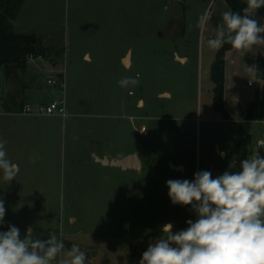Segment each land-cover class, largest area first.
<instances>
[{
	"label": "rangeland",
	"instance_id": "374dc122",
	"mask_svg": "<svg viewBox=\"0 0 264 264\" xmlns=\"http://www.w3.org/2000/svg\"><path fill=\"white\" fill-rule=\"evenodd\" d=\"M225 9V0H24L15 31L38 35L53 52L30 58L16 76L2 72L0 96L21 91L18 100L24 95L38 109L49 89L58 95L48 78L60 74L71 115L7 112L0 97V140L19 166L12 181L0 171V231L13 225L23 237L32 226L40 239L53 231L65 245L53 264L68 259L72 243L85 247V264H139L164 224L175 232L195 221L191 206L171 203L166 182L191 181L201 170L215 178L264 139V122L245 118L258 82L246 66L255 63L257 47L264 55V45L254 46L251 59L225 62L227 115L215 104L218 51L207 40ZM205 13L211 19L202 31L197 21ZM124 79L129 83L121 85ZM92 151L137 152L142 168L103 165Z\"/></svg>",
	"mask_w": 264,
	"mask_h": 264
},
{
	"label": "clouds",
	"instance_id": "9594fccd",
	"mask_svg": "<svg viewBox=\"0 0 264 264\" xmlns=\"http://www.w3.org/2000/svg\"><path fill=\"white\" fill-rule=\"evenodd\" d=\"M243 14L232 10L222 14L215 37L207 40L213 50L225 44L238 51L264 45V24L254 18L252 10L264 7V0H246ZM201 15L197 27L202 31L210 21ZM254 73L256 67H248ZM121 85L129 83L121 80ZM135 83V81H132ZM6 141L0 140V171L3 179L12 181L19 166L7 157ZM264 139H258L250 156L239 161L233 158L227 170L213 178L201 170L194 178L168 180V196L173 205L191 206L195 221L188 219L187 227L173 231V224L161 227L158 238L150 241L139 264H264ZM227 153L222 151L220 156ZM6 209L0 198V226ZM64 242L51 233L47 240L36 236L33 227L24 236L13 225L0 231V264H53L64 255ZM58 264H85L86 252L73 244Z\"/></svg>",
	"mask_w": 264,
	"mask_h": 264
},
{
	"label": "trees",
	"instance_id": "16d2710c",
	"mask_svg": "<svg viewBox=\"0 0 264 264\" xmlns=\"http://www.w3.org/2000/svg\"><path fill=\"white\" fill-rule=\"evenodd\" d=\"M234 12L243 14L247 7L246 0H226ZM24 0H0V87L2 72L6 78L16 76L18 70L26 68L31 55L47 56L53 52V47L45 46L41 37L34 33H19L14 29V21ZM232 49L225 44L216 54V59L211 69V79L215 84L216 107L224 115L227 111L223 107L225 87V62L227 52ZM256 74L258 79H264V55L259 53L256 60ZM21 91H17L2 98V105L7 112H24L23 99L18 100ZM263 100L253 99L246 108L245 118L248 120L262 117Z\"/></svg>",
	"mask_w": 264,
	"mask_h": 264
},
{
	"label": "built area",
	"instance_id": "2783aa9c",
	"mask_svg": "<svg viewBox=\"0 0 264 264\" xmlns=\"http://www.w3.org/2000/svg\"><path fill=\"white\" fill-rule=\"evenodd\" d=\"M35 57L43 58L42 55H38V56L31 55L29 59ZM48 82L57 86L58 95L52 98L49 102L39 105L38 109H33V107L29 103H26L23 107L24 112H28V113L35 112L37 114H45V115L59 114L63 117L68 116L67 99H66V81L64 76L57 74V79H55L54 76L51 74L50 77L48 78ZM258 82L260 83V98L263 100V106H262L263 115L262 117L251 119L250 121L264 122V79H258ZM248 84L253 85V82L249 80ZM143 131L146 132L144 128L142 129V132Z\"/></svg>",
	"mask_w": 264,
	"mask_h": 264
},
{
	"label": "water",
	"instance_id": "95a60500",
	"mask_svg": "<svg viewBox=\"0 0 264 264\" xmlns=\"http://www.w3.org/2000/svg\"><path fill=\"white\" fill-rule=\"evenodd\" d=\"M177 58L180 60H184V57H180L178 55H177ZM123 62L126 65L129 64V54L124 58ZM254 98L255 99L260 98V83L259 82L255 89ZM94 157L98 162L102 163L103 165L119 167L123 170H139L142 168V159L139 156V154L136 152L128 153L122 157H110V156L99 157L97 154H94ZM170 164L173 168H176V169L182 168V165H175L173 162H171ZM51 233H53V231L47 232L42 238V240H47L50 237ZM73 244L79 245L81 249L85 250L84 246H81L80 244H77V243H72L71 247L73 246Z\"/></svg>",
	"mask_w": 264,
	"mask_h": 264
},
{
	"label": "crops",
	"instance_id": "0c3cea01",
	"mask_svg": "<svg viewBox=\"0 0 264 264\" xmlns=\"http://www.w3.org/2000/svg\"><path fill=\"white\" fill-rule=\"evenodd\" d=\"M226 1V0H225ZM228 10H231V8H230V6H229V4L227 3V1H226V9H225V11H228ZM252 15H253V17L254 18H256V19H258V21L261 23V24H264V7H261V8H259V9H256V10H252V13H251ZM262 35H264V34H262ZM45 46H46V44H44ZM254 48V46L250 49V50H244V51H238V50H235V49H230L228 52H227V57H226V63H228L229 62V60H230V58L232 57L233 58V55H242L243 57H248L249 59H251V52H252V49ZM262 47H257V49H256V51H258V52H262ZM262 54V53H261ZM85 56H86V58H87V56H89V59L91 58L90 57V55L89 54H85ZM257 56H258V54L254 57V58H256L255 60H257ZM126 57V56H125ZM125 57H123L122 59L124 60V58ZM129 57H131L130 56V54H129ZM124 63V62H123ZM129 63H131V58H129ZM55 64V63H54ZM125 64V63H124ZM42 65V64H41ZM126 65V64H125ZM126 66H128V65H126ZM251 66V65H250ZM250 66H248L249 68H250ZM253 66H255L256 67V61H255V63L251 66V67H253ZM247 66H246V69L248 68ZM255 76H256V78H258L257 77V74H256V70H255V72L253 73ZM225 75H227V79L225 80V86H226V88H227V81H228V74H227V70H226V72H225ZM49 83V82H48ZM50 85H51V83H50ZM53 85V84H52ZM229 88V87H228ZM52 90L51 89H49L48 91H47V99H46V101H44L45 103H47V102H49L52 98H54V96L52 95ZM21 99H23V102H24V104H26V103H29V101H27L26 99H25V97H24V95H23V97L21 98ZM254 99V98H253ZM252 100H248L245 104V114H246V108H247V105L251 102ZM227 105V104H226ZM68 108V107H67ZM228 109V108H227ZM231 110H229L228 109V112H229V114L232 116V114H231V112H230ZM59 117H62V119H68V117L71 115V113H70V111L68 110V116H66V117H63V116H61V115H59V114H57ZM93 152V157H94V154H97L99 157H104V156H110V157H112L110 154H108V153H105V154H103V155H101V154H99L97 151H92ZM137 153V152H136ZM94 160L96 161V162H98L96 159H95V157H94ZM100 163V162H99ZM102 164V163H101Z\"/></svg>",
	"mask_w": 264,
	"mask_h": 264
},
{
	"label": "flooded vegetation",
	"instance_id": "af4514ba",
	"mask_svg": "<svg viewBox=\"0 0 264 264\" xmlns=\"http://www.w3.org/2000/svg\"><path fill=\"white\" fill-rule=\"evenodd\" d=\"M143 164V163H142Z\"/></svg>",
	"mask_w": 264,
	"mask_h": 264
}]
</instances>
